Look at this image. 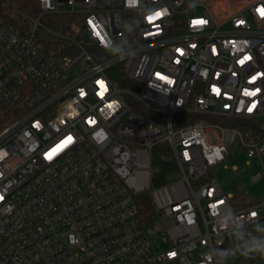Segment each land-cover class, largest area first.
<instances>
[{
	"label": "built area",
	"instance_id": "2783aa9c",
	"mask_svg": "<svg viewBox=\"0 0 264 264\" xmlns=\"http://www.w3.org/2000/svg\"><path fill=\"white\" fill-rule=\"evenodd\" d=\"M36 3L0 0V264H254L264 196L211 170L235 142L264 165V0Z\"/></svg>",
	"mask_w": 264,
	"mask_h": 264
},
{
	"label": "rangeland",
	"instance_id": "374dc122",
	"mask_svg": "<svg viewBox=\"0 0 264 264\" xmlns=\"http://www.w3.org/2000/svg\"><path fill=\"white\" fill-rule=\"evenodd\" d=\"M136 92L141 95L142 89L138 87ZM257 175L261 178L254 182L253 178ZM211 176L217 180L224 195H231L234 198L236 206L253 205L264 196V165L256 157H247L238 142L234 143L229 156L211 170ZM175 179L176 173L169 181ZM253 263L264 264V254L254 259Z\"/></svg>",
	"mask_w": 264,
	"mask_h": 264
},
{
	"label": "trees",
	"instance_id": "16d2710c",
	"mask_svg": "<svg viewBox=\"0 0 264 264\" xmlns=\"http://www.w3.org/2000/svg\"><path fill=\"white\" fill-rule=\"evenodd\" d=\"M10 3L21 13L34 16L37 13L36 0H10ZM247 126L245 121L238 122V127ZM153 183L163 184L176 172L174 159L166 149H158L152 160ZM138 219L142 228L148 229L156 223V215L149 198L146 195L138 196Z\"/></svg>",
	"mask_w": 264,
	"mask_h": 264
},
{
	"label": "snow or ice",
	"instance_id": "6c2138e0",
	"mask_svg": "<svg viewBox=\"0 0 264 264\" xmlns=\"http://www.w3.org/2000/svg\"><path fill=\"white\" fill-rule=\"evenodd\" d=\"M130 2L134 3L135 0H130ZM261 14L264 15V10H261ZM161 15H162V13H159V12H158V13H155L153 16L149 17L148 19H149V21L151 22V21L157 19L158 17H160ZM90 23H91V22H90ZM245 59H248V57H245ZM243 62H244V60H241V61H240V63H243ZM246 94H248V93H246ZM254 94H255V93H252V95H254ZM254 106H255V105L249 107V108H248V111L251 112V111H252V107H254ZM70 141H71V137H69L68 140L65 141V144L68 143V142H70ZM55 151H56V150H53V152H51V153L48 154V158H49V159L52 158V156L55 154ZM220 203H223V202L221 201Z\"/></svg>",
	"mask_w": 264,
	"mask_h": 264
},
{
	"label": "crops",
	"instance_id": "0c3cea01",
	"mask_svg": "<svg viewBox=\"0 0 264 264\" xmlns=\"http://www.w3.org/2000/svg\"><path fill=\"white\" fill-rule=\"evenodd\" d=\"M249 205H251V204H249ZM245 206V205H244ZM248 206V205H247Z\"/></svg>",
	"mask_w": 264,
	"mask_h": 264
}]
</instances>
